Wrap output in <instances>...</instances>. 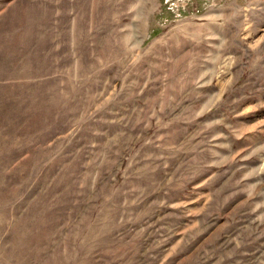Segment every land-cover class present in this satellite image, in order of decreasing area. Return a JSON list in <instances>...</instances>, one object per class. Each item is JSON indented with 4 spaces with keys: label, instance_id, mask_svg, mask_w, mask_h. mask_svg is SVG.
Segmentation results:
<instances>
[{
    "label": "rangeland",
    "instance_id": "rangeland-1",
    "mask_svg": "<svg viewBox=\"0 0 264 264\" xmlns=\"http://www.w3.org/2000/svg\"><path fill=\"white\" fill-rule=\"evenodd\" d=\"M0 264H264V0H0Z\"/></svg>",
    "mask_w": 264,
    "mask_h": 264
}]
</instances>
